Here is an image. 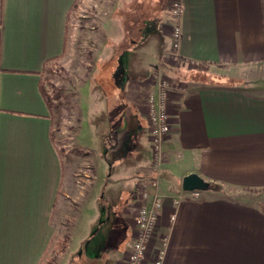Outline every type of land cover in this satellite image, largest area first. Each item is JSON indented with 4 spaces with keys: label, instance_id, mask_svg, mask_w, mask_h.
Here are the masks:
<instances>
[{
    "label": "crops",
    "instance_id": "crops-1",
    "mask_svg": "<svg viewBox=\"0 0 264 264\" xmlns=\"http://www.w3.org/2000/svg\"><path fill=\"white\" fill-rule=\"evenodd\" d=\"M180 1L181 60L213 75L227 70L223 76L237 82L169 71L167 0H122L103 27L107 43L87 92L88 132L99 137L84 142L94 179L70 220L74 189L42 82L46 66L67 50L79 0H0V264H44L64 236L70 242L55 264L125 263L138 181L152 162L147 99L158 94L163 69L177 73V85L169 91L172 131L159 174L166 198L147 264L163 239V264H264V0ZM190 174L228 194L209 189L175 204Z\"/></svg>",
    "mask_w": 264,
    "mask_h": 264
},
{
    "label": "rangeland",
    "instance_id": "rangeland-1",
    "mask_svg": "<svg viewBox=\"0 0 264 264\" xmlns=\"http://www.w3.org/2000/svg\"><path fill=\"white\" fill-rule=\"evenodd\" d=\"M171 1L173 0H167L165 4V14H169ZM120 2L122 0H79L69 21L67 50L61 59L49 63L43 74L44 88L52 103L54 138L64 164L65 181H69L71 189H74L70 203H67L69 209H65V215L70 220L73 211L82 202V195L87 192L94 179L93 154L84 147V142L90 137L93 138L92 141H99V137L97 138V131L95 137L92 131L88 132L91 127H87V92L93 87V73L98 70L97 56L107 43V32L103 27L112 21ZM165 65L169 71L178 70L179 75L185 74L183 77L186 78L235 80L223 76L227 70L218 69L219 75H213L208 73L205 66L183 60ZM176 75L177 73H167L164 69L160 71V76L168 79L171 89L177 85L174 80ZM98 76L97 84L102 75ZM92 144L96 146L93 142ZM98 144L94 147L96 150Z\"/></svg>",
    "mask_w": 264,
    "mask_h": 264
},
{
    "label": "built area",
    "instance_id": "built-area-1",
    "mask_svg": "<svg viewBox=\"0 0 264 264\" xmlns=\"http://www.w3.org/2000/svg\"><path fill=\"white\" fill-rule=\"evenodd\" d=\"M184 5L180 0H173L169 4L168 13L173 21L172 46L165 54V63H177L181 60L178 50L182 36L181 19ZM158 94L148 95V118L150 123L152 162L143 172L138 181L139 207L134 218L135 237L131 243L129 255L124 264H147L149 247L157 235V228L163 203L166 198L160 191L159 174L165 163L164 142L172 131L171 115L169 113L170 83L167 78L156 75ZM201 191L188 192L182 190L174 198L179 204L184 200H198ZM162 247L157 249L151 264H163L167 240L163 239Z\"/></svg>",
    "mask_w": 264,
    "mask_h": 264
},
{
    "label": "trees",
    "instance_id": "trees-1",
    "mask_svg": "<svg viewBox=\"0 0 264 264\" xmlns=\"http://www.w3.org/2000/svg\"><path fill=\"white\" fill-rule=\"evenodd\" d=\"M228 82L231 84H235L237 81L230 80ZM42 88H43V92L47 100L48 106L52 110V103H51V100L47 96L43 82H42ZM210 190L215 191V192H224L228 194V192L224 189L222 185H219L216 183H210ZM260 207L264 213V205L262 204ZM69 242H70L69 236H64L63 238L58 239L57 241H54L52 245L53 249L49 251L48 255L45 257L44 264H55L57 260L59 259V257L66 251Z\"/></svg>",
    "mask_w": 264,
    "mask_h": 264
},
{
    "label": "water",
    "instance_id": "water-1",
    "mask_svg": "<svg viewBox=\"0 0 264 264\" xmlns=\"http://www.w3.org/2000/svg\"><path fill=\"white\" fill-rule=\"evenodd\" d=\"M210 189V183L206 182L197 174H190L183 180V190L192 191H206Z\"/></svg>",
    "mask_w": 264,
    "mask_h": 264
}]
</instances>
